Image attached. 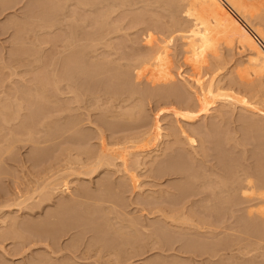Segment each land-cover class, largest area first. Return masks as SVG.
I'll use <instances>...</instances> for the list:
<instances>
[{"label":"rangeland","instance_id":"rangeland-1","mask_svg":"<svg viewBox=\"0 0 264 264\" xmlns=\"http://www.w3.org/2000/svg\"><path fill=\"white\" fill-rule=\"evenodd\" d=\"M107 1L0 0V264H264L252 42L207 50L197 0Z\"/></svg>","mask_w":264,"mask_h":264},{"label":"bare ground","instance_id":"bare-ground-1","mask_svg":"<svg viewBox=\"0 0 264 264\" xmlns=\"http://www.w3.org/2000/svg\"><path fill=\"white\" fill-rule=\"evenodd\" d=\"M77 1L82 2L83 0H77ZM93 1L95 2V0H92V2ZM104 1H107V0H104ZM118 1H119V3H121L123 5H126L128 3V4H131V6H132V4L140 3V1H134V0H111V1L108 0L106 3L109 2L108 5L109 4H115L116 5L115 2L118 3ZM197 1L201 2L202 5H203L202 7H204L203 9H205V11L203 12V14L201 16H198L197 17L196 21H197L198 25H200V27L202 28V36L204 37V39L206 41V48H207V50L213 49V45L215 44V38L214 37H215V35L217 33L221 32V31L227 32L229 30L239 31L240 33L243 34L244 37H246L247 39H249L252 42V44H253L254 54L249 58V64L250 65H254V66H258V67H260L261 69L264 70V33L261 30H259L257 27H255L251 23V21L248 19V17H247V11H246L244 5L241 2L237 1V0H197ZM121 4H119V5H121ZM123 5H121V6H123ZM136 5H138V4H136ZM145 5H147V4H145ZM151 5H153V4H150V6ZM101 6H102V4H101ZM193 9L194 8H192V7L190 8V10L188 9L189 14H191V11ZM181 16H182V19H181ZM181 16H180V19H179L180 21H178L179 23H182V21L185 20V18H183V15H181ZM186 20H187V17H186ZM24 25L25 24H23L22 27H25ZM19 27L22 28L21 26H19ZM27 27L28 26H26V29H27ZM149 35L151 36V34H149ZM156 35H158V33H156ZM152 38H153V36H152ZM146 42L149 45V49H148L147 53L145 54L146 55V59L144 58L145 55L142 58H140L142 60V65H144V64H150V63L156 65V64L159 63L157 61L159 59L160 60L163 59V57H165V55H166V52L164 51V47L165 46L164 45H161L160 43L154 44L153 42H155V41L154 40L152 41L151 37ZM194 43H195V45L197 47L200 46V43L198 41H195ZM138 58H139V56H138ZM135 59H134V62L135 63L140 60L139 59V60L136 61ZM141 60H140V62H141ZM129 62H131V61H129ZM140 64H138V65L132 64L135 67L132 66L134 68H132V67H130V68L132 70L133 69L135 70L136 67H137V69L139 70L138 67H140ZM185 64H187V63H185ZM127 67H128V65H127ZM112 70H113V72L115 71L114 69H112ZM128 71H126L127 76L129 75L128 74ZM129 72H131V71H129ZM115 73H116V71L114 72V75H115ZM111 76H113V75H111ZM133 86H131V87H133ZM134 91H133V93L130 90L127 91V92H131L133 94V96H135L134 95ZM131 95H129L128 97H131V100H133L132 99L133 96H131ZM136 96H138V94ZM133 98H135V97H133ZM128 100H130V98H128ZM138 100H140V99H138ZM186 111H187V113L186 112L185 113L187 114V117H189V118H194L196 115H198L197 111H193L191 109L190 110L188 109ZM195 112H196V114H195ZM222 179H223L222 185L224 184V181L225 180L228 181V177H224ZM246 182H247V184L249 186H252L253 185V180H251L250 178H247L246 179ZM67 187H68L67 185H64L63 189L64 190L69 189Z\"/></svg>","mask_w":264,"mask_h":264}]
</instances>
